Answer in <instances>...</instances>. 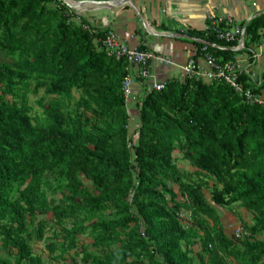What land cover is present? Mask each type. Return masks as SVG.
<instances>
[{
    "label": "trees",
    "instance_id": "obj_1",
    "mask_svg": "<svg viewBox=\"0 0 264 264\" xmlns=\"http://www.w3.org/2000/svg\"><path fill=\"white\" fill-rule=\"evenodd\" d=\"M78 18L61 0H0V264H45L33 242L51 229L48 264L72 251L83 264H264V106L223 82L170 79L138 98L134 127L128 61ZM263 28L264 14L246 25V50ZM188 35L196 58L205 42L236 62L211 30ZM41 90L39 121L28 96ZM236 205L252 215L241 239L219 212Z\"/></svg>",
    "mask_w": 264,
    "mask_h": 264
},
{
    "label": "crops",
    "instance_id": "obj_2",
    "mask_svg": "<svg viewBox=\"0 0 264 264\" xmlns=\"http://www.w3.org/2000/svg\"><path fill=\"white\" fill-rule=\"evenodd\" d=\"M77 1L88 3L80 5ZM105 1L108 0H67L85 12L83 16H78L92 28L112 31L133 48L144 45L156 56L171 59L173 65L170 66L160 61L152 64L155 80L182 79L180 67L197 54L194 40L186 38L190 37L188 32L206 31L211 24L210 16L232 18L237 24L246 26L252 19L264 14V0H132L134 6L115 9L89 3ZM250 51L258 55L252 64ZM235 53L236 63L241 68L264 78V41L251 44L250 50ZM135 87L138 89L139 85L136 83ZM129 107L132 126L137 127L136 106L132 103Z\"/></svg>",
    "mask_w": 264,
    "mask_h": 264
},
{
    "label": "built area",
    "instance_id": "obj_3",
    "mask_svg": "<svg viewBox=\"0 0 264 264\" xmlns=\"http://www.w3.org/2000/svg\"><path fill=\"white\" fill-rule=\"evenodd\" d=\"M211 30L218 40L223 41L231 46L229 49L240 52L246 50V26L237 24L232 18H216L210 16ZM84 28L91 30V26L84 25ZM264 41V28L260 31L259 42ZM104 49L109 57L117 61L127 60L129 64V74L123 83L125 98L129 105L136 104L139 95L146 90L162 91L166 88L168 80H155L152 73V64L160 61L165 65H173L169 58L156 56L149 50L133 48L129 44L122 42L117 35L109 31L103 40ZM202 56L191 57L181 67L182 79H197L206 83L223 82L230 85L245 102L249 104H258L264 106V78L252 73L249 69L241 68L238 63L220 64L216 57L209 51L210 44L204 42ZM252 52V62L258 57L257 53ZM137 69V75H135ZM246 75L249 87H246L241 81V76ZM139 85L136 89L135 84ZM180 219L190 222L191 213L182 212ZM236 239L243 237V228L237 224L230 233Z\"/></svg>",
    "mask_w": 264,
    "mask_h": 264
},
{
    "label": "rangeland",
    "instance_id": "obj_4",
    "mask_svg": "<svg viewBox=\"0 0 264 264\" xmlns=\"http://www.w3.org/2000/svg\"><path fill=\"white\" fill-rule=\"evenodd\" d=\"M72 10L74 11V13L77 14V16L78 15L83 16L85 13L83 10H78V9H76V10L72 9ZM76 22L80 23L81 21L78 19V20H76ZM5 62H7V59L3 56V54L0 53V65L5 63ZM28 98H29L30 106L33 107L32 116L34 118L38 119L39 121H42L45 118V115H44L43 109L40 105V101L45 98V102H48L50 100V97H46L44 90H41L39 92V94H37V95L36 94H29ZM175 156L176 157L179 156V153L176 152ZM178 163L184 169H187L190 171L194 170L190 166V164L187 162H181L180 161ZM176 190H177V187H176ZM206 194H207L208 198H210V191L207 190ZM49 196L52 197L51 194H49ZM56 198H60V195H57ZM213 205L215 206V204H213ZM219 212H220V215L222 216V220H223L224 224L227 227V230L230 233L237 224H241L242 222L243 223L244 222L251 223V221H252L251 213L247 212L245 210V208L240 207L239 205H236L235 209H221L220 208ZM112 218H113V216H112ZM51 219H52V214H48L46 216H40L38 218V220L36 221V223L40 220L51 221ZM36 226H37L36 224H33V226L31 228L34 229ZM54 239H55V234L53 233V229H51V230L47 231L46 236L44 237V240H42L40 242H33V248H34L35 254L37 256H41L45 264L51 263L53 260L52 258H54V256L58 255V252L55 255H51L52 253L48 247L51 240H54ZM80 239L83 240V242L87 245H91L93 243L92 239L88 235H82V236H80ZM199 247H200V245L195 246L193 248L195 253H197L199 251ZM195 253H194V255H195ZM65 257H66L65 259L61 258L62 259L61 262H56V260L53 262H55V264H83L82 260H81L82 256L78 255V253H75L74 251H72L70 254H66Z\"/></svg>",
    "mask_w": 264,
    "mask_h": 264
},
{
    "label": "water",
    "instance_id": "obj_5",
    "mask_svg": "<svg viewBox=\"0 0 264 264\" xmlns=\"http://www.w3.org/2000/svg\"><path fill=\"white\" fill-rule=\"evenodd\" d=\"M61 1L64 2L65 4H67L70 8H72L74 10L78 9V8L74 7L73 5L69 4L67 2V0H61ZM87 3L88 2H86V1H77V4H80V5H86ZM89 3L104 5V6H107L109 9H115V8H119V7L126 6V5L134 6L132 0H108L105 2H89ZM245 29H246V27H245ZM186 38L192 39L190 37H186Z\"/></svg>",
    "mask_w": 264,
    "mask_h": 264
}]
</instances>
